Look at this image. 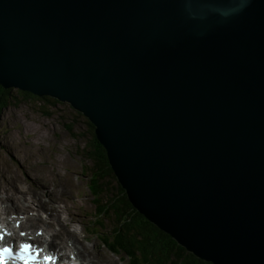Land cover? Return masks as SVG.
Here are the masks:
<instances>
[{"label":"water","instance_id":"water-1","mask_svg":"<svg viewBox=\"0 0 264 264\" xmlns=\"http://www.w3.org/2000/svg\"><path fill=\"white\" fill-rule=\"evenodd\" d=\"M0 86L82 114L188 253L264 264V0H0Z\"/></svg>","mask_w":264,"mask_h":264},{"label":"rangeland","instance_id":"rangeland-1","mask_svg":"<svg viewBox=\"0 0 264 264\" xmlns=\"http://www.w3.org/2000/svg\"><path fill=\"white\" fill-rule=\"evenodd\" d=\"M77 114L80 113L64 102L52 103L15 97L0 114V176L4 174L6 181L12 178L19 186L25 184V188L29 187L37 197L36 200L46 203L44 210H49L52 206L65 222L73 220L75 223L70 226V230L78 233L79 239L82 237L86 246L93 250L97 247L110 256L115 264H129L123 254H112L100 244L97 237L88 232L95 221L89 186L92 182L91 174L98 173V168L93 167V161L88 158L93 149L85 117ZM43 175L48 178L43 180ZM103 183L108 192L118 195L115 181L108 179ZM19 194L18 200H26L21 205H29L27 195L22 191ZM50 214L51 211H46L43 217L47 218L51 227L55 222L50 219ZM15 219H11V226ZM111 220L102 223L105 228L104 236L113 225L111 223L114 220ZM56 229L59 233L58 228ZM18 231L20 236L26 233L21 226ZM28 232L33 233L32 235L38 233L40 236L42 233L45 239H49L41 227L34 226ZM40 246L49 249L50 253H61L53 246L48 247L44 243ZM61 260L67 262L68 258L61 257ZM76 261L80 260L76 257Z\"/></svg>","mask_w":264,"mask_h":264},{"label":"trees","instance_id":"trees-1","mask_svg":"<svg viewBox=\"0 0 264 264\" xmlns=\"http://www.w3.org/2000/svg\"><path fill=\"white\" fill-rule=\"evenodd\" d=\"M15 97L26 100H44L57 103L58 100L48 96L37 97L26 91L0 86V114ZM60 103V102H58ZM80 117L81 114H77ZM85 124L91 137L93 167L98 173L91 174L89 191L93 198L94 223L88 232L99 239V242L112 254H123L129 264H212L204 262L180 247L169 235L165 234L154 224L149 222L129 202L125 191L117 182L109 165L106 151L98 142L94 133V126L85 118ZM71 130V128H69ZM96 165V166H95ZM116 182L118 195L108 192L103 181ZM99 202L103 204L100 205ZM113 219L110 230L104 236L103 222ZM112 221V220H111ZM90 226V225H89ZM89 228V227H88Z\"/></svg>","mask_w":264,"mask_h":264},{"label":"bare ground","instance_id":"bare-ground-1","mask_svg":"<svg viewBox=\"0 0 264 264\" xmlns=\"http://www.w3.org/2000/svg\"><path fill=\"white\" fill-rule=\"evenodd\" d=\"M3 175L0 176V222L2 224L13 230H15L14 224L16 221L20 222V226L26 231L30 230L34 226L41 227L43 231L47 233L49 239H45L41 233L40 238H36L35 242L40 245H43L44 243L47 244L48 247L53 246L57 248L58 252H63L62 257L68 258V252L70 254H75V256L80 260L78 261L80 263H78L75 257V262L78 264H115L111 260L110 256L109 258L105 253L99 251L100 249L97 247H95V250H93L86 246L82 237L79 239V234L76 232L73 233V231L70 230V226L75 223L73 220H71L69 223L65 222L61 216L56 214V209L52 206H50L49 210H44L46 203L42 200H36L37 197H35L34 193L29 187L25 188V184L19 186L18 183L13 182L12 178L7 179L6 181L5 176ZM14 176L16 177V174H14ZM47 178L48 176L44 177V175L42 177L43 180ZM20 181L21 180L18 182ZM19 191H22L27 195V202L29 205H21V202L24 201L23 204H25L26 200L24 198L19 200L17 199V196L20 195ZM46 211H51L49 217L51 220L54 219L55 222L51 227L47 223V218L43 217V214ZM33 213L35 215H33ZM13 218L16 219L13 222V226H11V219ZM56 228H58L59 233L56 231ZM18 233L19 231L16 230L15 234L18 235ZM17 237L20 240H23L20 238V236Z\"/></svg>","mask_w":264,"mask_h":264},{"label":"snow or ice","instance_id":"snow-or-ice-1","mask_svg":"<svg viewBox=\"0 0 264 264\" xmlns=\"http://www.w3.org/2000/svg\"><path fill=\"white\" fill-rule=\"evenodd\" d=\"M28 245H22V249H27ZM4 251L7 253L9 250L8 249H4Z\"/></svg>","mask_w":264,"mask_h":264}]
</instances>
